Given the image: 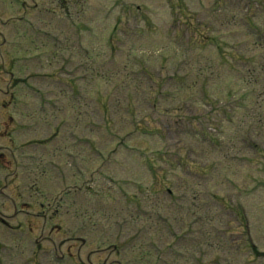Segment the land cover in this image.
<instances>
[{"label": "rangeland", "instance_id": "rangeland-1", "mask_svg": "<svg viewBox=\"0 0 264 264\" xmlns=\"http://www.w3.org/2000/svg\"><path fill=\"white\" fill-rule=\"evenodd\" d=\"M38 1V9H34V6L27 2V6L20 9V19L22 17H29L31 20H36V15L38 14H45V16L48 17L46 12L41 13L39 10L55 8L57 13L61 15V22L58 20L51 22L53 26L52 31L56 32L58 44L66 45L73 49L78 46L81 41L86 46H98V52L94 51L92 60L88 58L87 53L82 57L79 56V50H70L67 53V57H73V59L67 65V72L61 71V76L58 78L67 80L69 83L74 81L72 85L76 87L79 85L82 76L90 79L97 78L99 83L101 82L99 85L100 95L109 97L108 102H110V105L113 104L111 109H115V115L113 116L112 114L111 117H116L115 122L106 128L103 120L104 117L108 115L106 110L102 112L100 109L98 113L85 114L80 123L79 118L75 117L74 120H70L69 123H65V125L59 129L54 139L56 143L48 144L43 150L44 155L39 156L40 159L46 157L51 163L54 160L53 158L56 155L58 146L60 151H63L64 147L68 146L74 152L73 157L77 158L79 155H83L81 163L86 176L82 181L70 167L71 159L63 154V164H59V167L61 165V170H55L53 166H50L49 173L43 172L45 175L42 173L41 177L40 174L38 175L39 167L37 163L28 161L33 165L32 167L35 168V179L30 183L27 182L28 179L24 180L22 186L19 188H16L17 186H8L9 191H6V193H10L14 198L11 200L12 203L18 198L16 195L20 190L24 191L22 195H25V197H31V187L35 188L36 185H38L40 192L45 195L44 198H46V202H51L53 205H55V203H53L54 200L58 201L65 192H70L71 190L75 191L76 187L82 188L89 185L91 189L81 190L73 198L78 200L77 208L82 214L76 222L81 217L87 221L88 219L90 220L86 231V244H88V246L81 244V240L75 241L71 239L72 227L76 222L73 219L71 221L68 216L65 215L63 208L60 210L59 215H56V217L52 219L53 225H62L63 229L59 230L57 227L51 225L45 232L41 230L43 220H37L41 223V227L38 229V227H36V220L33 218L41 217V209L39 207L32 209V213L29 214L33 216V228L37 231L36 235L49 236L51 239L53 237L52 241L54 242L53 245V242L50 244L48 241H44L45 239L43 240V244L47 245L48 251L46 254H43V252H41L42 250L39 251L40 255L32 259L33 264H56L54 259L58 258V253L55 250L62 249V253L63 251L66 252V248L68 247L73 248V254L75 256L78 255L80 258H71L65 264H83L81 260L84 261L85 264H92L87 258L88 253L94 255V264H103L104 262H106V264H142L143 262L140 261L148 256L147 252L151 251L152 254L165 251L167 259H170V255L175 256L177 259L174 261L171 259V264H195L191 256H194V253L199 255V252H197L198 249L197 247H192L191 252L187 242L188 236L183 234L187 232V224L189 222L190 224H188V226L196 228L199 223L197 222V218L207 219L208 221L215 219L213 227L208 224L205 226L209 233H211L214 228L228 230L230 224H232L233 227H237L239 224V221L233 220V218L230 219L229 217L222 220L220 218V211L222 212V209L219 208V205L212 204L209 205L208 208H205L201 204V201L194 196L195 191H199L200 187L204 189L202 191V196L204 198L206 196L209 201L212 198V194H217L227 199L230 196V201L233 204L245 208L249 212L251 222L254 226L252 230H254V235L256 237L255 243L261 251H264V183L261 184L260 182L264 178L261 175H257L262 168L259 164L264 163L250 161L252 156L246 155L253 153L251 148L247 147L243 150L245 158L242 162L239 164L233 163L227 170L223 169V165H220L216 173L211 172L210 174H204L200 183L193 179L196 174H192V177H189L184 175L185 172H168L167 169L169 170V167H167V165L170 166V163L163 166V171L165 172H159L158 169L162 167L164 162L163 159L160 160L158 157L154 160L155 165L158 167V179L157 182H155L153 181L151 171L146 168V159H141L140 151H137V154L133 155L130 149L119 151L111 149V141L114 139V136L117 135V133H121L122 135L128 131L132 122L137 118L140 119L142 111L153 114L154 118L158 119L157 114L154 113L152 109H149L147 105L143 104L140 99L143 96L144 83L147 85V82L150 80L147 72L141 76L135 74L141 72L143 62L139 63V61L130 65L128 60L124 61L123 56L128 59V49L131 45H134L137 47L136 50L139 51L138 54H140V58H142L143 54L146 55L144 59L148 62L143 64L145 69H148L154 74L161 73L159 71L161 68V60L158 58V53L168 46L167 32L175 16L170 7V0H65L66 2L69 1L70 12L62 8L59 0H45V3H43V0ZM184 1L186 5L184 10L186 12L188 11L189 18H192L193 22L195 21L194 17L196 15L198 16L196 17L197 20L201 23L205 21L208 23L218 22L222 31L219 30L216 35L219 39L218 42L223 46V52L212 44L200 48L199 46L187 44L181 39V45L184 50L186 49V52L184 51V54L181 52V58L178 62L187 58L190 66L194 67L198 72L201 69V72L199 83H197L196 77L193 75V77L190 78V87L187 88L182 95L179 96L177 93L170 90L168 96L161 100L162 105L173 107V105L182 103V101L186 99L188 101L187 107L190 110L187 115L192 118L189 121V127L187 129L190 131H180V127H178L177 129L180 132L176 129V133L173 136L178 142L173 141L172 148L167 149L165 154L167 156L172 153L179 154L180 152L178 149L184 152L187 147L190 150H194L191 154L194 155L198 163L205 164L214 160L217 155L216 152H205V148L200 147L202 145L197 142L201 138L203 126L208 130L211 128L217 130L219 128H216L215 125L222 124V118L226 116L222 115L221 118L217 113L206 116L210 107L205 106L207 109L206 112L202 110V107L204 106V99L207 97H210L213 101L220 100L218 104V106H220L224 105L222 100H225L227 94H234L231 104L235 110L233 112H228V114H231L230 122L225 121L223 123L222 129L224 134L226 133L224 137L231 135L235 130V128L229 127V125L237 123L238 126L236 129L238 130L239 137L244 138L252 135L251 138L255 139L257 143L264 144V99H262L263 94L260 93L264 88V67L260 66L261 64L264 65V58H261V61L258 62L264 50L253 45L246 35V30L248 29L246 27L243 29V26L239 23L245 22L247 24L249 19L255 26L262 29V26H264V0H229L228 2L232 5L231 11H215L212 14H208L206 11L214 10L211 9L215 3L213 0ZM78 2L82 3L81 6L76 5ZM251 3L254 4L255 8L251 14H248ZM78 7H82L81 14L76 13ZM193 12H196V14H191ZM69 13H74V15L72 17H67L66 15ZM124 14H127L129 18L133 19L128 20L126 27L136 26L137 23L134 20H136V17H142L138 26L146 37L141 38L135 34L119 30V42L116 43L115 48H112L107 43L109 41L111 26L120 15ZM7 16L13 18L16 15L13 13L9 14L4 0H0V20H4V18L8 19ZM48 20L49 19H47V22ZM39 26L49 31L45 23H39ZM79 27H81V31H78ZM18 31L19 33H17ZM0 32L3 35L2 37L5 43H7V47L19 48L20 54H23L26 50L40 43L49 42L47 39L49 37L47 35H34L25 24H18L16 26L8 25L6 27L0 25ZM204 33H206V31H204ZM79 35H81V37L78 38ZM138 40L141 41L136 43ZM0 41H2V38H0ZM237 44L241 45L246 51L241 50L240 46H234ZM229 45H233L232 50L229 49ZM99 47H102L100 51ZM131 48L135 49L134 47ZM228 51H232L231 54ZM239 52L244 57L248 56L256 58V60H253L252 63L247 60L241 62L238 60V57H236L239 55ZM233 53H236V55ZM2 58H5L4 53L0 54V71L3 67L2 62H7L5 59L2 61ZM36 59H38L37 56ZM30 62L29 60L26 61L29 66L24 70L21 76L22 78H27L33 85H39L43 90L47 89L49 93L53 91V88H56L59 93L66 92L63 82H58L55 79L50 80L51 76H48L56 71V67L51 68L47 66L48 64L37 66ZM176 63L177 60H175L173 64L170 62L164 64L165 68L162 75L164 77L171 75L175 71ZM85 68L90 74L86 73ZM5 71L6 73L4 72V75L0 74V78H2L0 81V102L7 97L5 94L7 95L9 90L8 79H11L8 74V69H5ZM197 71L195 74L198 73ZM113 73H116L115 77H112ZM105 75L111 81L103 79ZM244 78L250 81L249 84L242 81ZM135 83L137 84L136 88L133 86ZM130 85L131 88L128 89ZM203 85H206V87L199 90ZM84 86L92 89V92L95 91V83L91 84L85 81ZM164 89H166V87H164ZM204 91H206V94ZM17 94L19 96L18 101L22 104L19 108L16 106L15 110L17 112L25 111L28 114L31 101V96H29L30 90L22 84ZM134 94V114L130 116L127 113L126 105L128 103V97ZM62 99H58L60 101H56V103L59 105L62 104L63 106L71 104L64 101L65 99ZM117 102H119V104ZM74 103L75 102H73V104ZM78 103L82 104V109L88 106L86 101ZM48 106L52 105L50 104ZM102 107L103 104H100V108ZM63 109L65 110V108ZM63 113L65 119L69 120L70 117H67L66 111ZM74 116L75 114H73V117ZM97 116L99 117L97 118ZM85 119L88 120L86 121ZM166 120L175 121L177 117L172 118L165 116L162 122ZM91 122L94 123V128L89 126ZM6 123H8L7 120L0 118L1 126L5 127ZM73 132L76 133L78 138L73 137ZM188 132H191L189 136L187 134ZM82 140L83 142H81ZM91 140L96 143L98 148L91 149L88 144V141ZM251 142L253 143L254 140ZM6 143V139L0 138L1 146L5 147ZM161 143L162 141L158 139L137 140L132 142V148L137 145L142 146L145 144V146L152 151V149H159ZM96 149L102 150L106 155L102 156L97 153ZM27 152L30 153V149H28ZM1 154L8 155V152H6V149H2L0 150V155ZM236 154H239V152L236 151ZM65 160H69V162ZM52 169L54 170L52 171ZM5 174L6 172H3L1 177H4ZM226 174V179L228 180L225 182L223 179ZM247 177L250 179V182H244V179ZM76 180L81 182L75 183ZM33 183H35V186ZM194 185L198 187L195 188ZM191 188L195 189V191L191 190ZM124 192L129 195V197L139 195L141 192L140 195L142 197L140 196L139 200L142 201V205H145L146 209L151 211L152 214L145 216V218H137V216H132L133 214H131L127 224L121 223L122 225L119 224L116 227H113L112 224L108 226L105 225L106 221L97 222L99 210L108 217L123 211L122 207L124 205L122 200L126 199L124 197ZM173 193L174 196H171ZM173 197H175L177 201ZM5 199L9 200L7 198ZM194 202H196L197 206L194 205ZM126 204L134 205L128 202ZM210 206L213 208H210ZM135 207L136 206H132L131 209L134 208V211H137L136 209L138 208L136 207L135 209ZM174 209L186 212L184 213V218L181 220V223H176L177 233L174 234H179L181 238L184 237L181 242V238L174 239L173 236H170L171 239H169L166 236L169 231L168 227L172 221L171 219L175 216L171 214V211L175 212V214H182V212H177ZM0 211L5 218H8L11 222L19 223L20 226L23 224L24 228L28 223H31V219L27 216L26 212L24 214L20 213L14 218V216H12L14 214L13 205L2 198H0ZM53 211L52 209L48 214L50 219L52 215L55 214ZM188 211L195 212V221H192L191 217L193 218V216L189 215ZM223 216L224 215H222V217ZM168 218H171L170 222L163 223ZM173 222L174 221H172V223ZM76 225L79 226V224ZM0 232H2V242H6L10 239L13 240L14 238L18 242H21L17 234L9 231V229L4 227L1 223ZM193 235L195 236V233ZM197 236L198 233H196V237ZM132 239L136 240L128 244ZM210 240L215 241L219 247L214 246L212 248L209 246V242L207 246H204L203 254L205 255L206 264H246V255L243 256L239 254L237 256V254H235L229 257L226 254V252H234L238 240L225 251H220L221 245L216 238H211ZM97 243H100V248L97 246ZM203 243L205 244L206 242ZM243 249L245 250L246 247L244 246ZM218 252L222 253V259L219 258L217 262H210L215 259V257L218 258ZM28 253L27 250L25 254L22 251L15 254L14 259L11 260L12 263L31 264L32 262L29 263L28 260ZM120 257L123 259L119 260ZM224 257L227 258V260L224 259ZM195 259L197 258L195 257ZM250 261L253 262L249 264H264L263 258L256 260L252 255Z\"/></svg>", "mask_w": 264, "mask_h": 264}]
</instances>
